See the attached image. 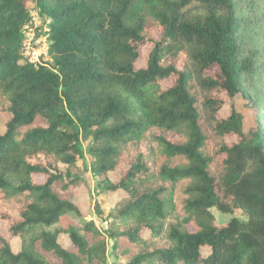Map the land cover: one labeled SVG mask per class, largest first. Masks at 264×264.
Listing matches in <instances>:
<instances>
[{"label":"trees","instance_id":"1","mask_svg":"<svg viewBox=\"0 0 264 264\" xmlns=\"http://www.w3.org/2000/svg\"><path fill=\"white\" fill-rule=\"evenodd\" d=\"M34 4L50 19V64L24 55ZM263 74L264 0H0V94L10 115L0 131V264H50L43 252L63 264L106 262V236L75 201L88 185L78 172L82 136L92 138L87 170L101 192L126 195L115 215L129 223L111 234L128 264H264ZM237 98L256 113L248 133ZM152 128L161 130L156 171L142 139ZM8 189L26 197L12 207ZM213 208L235 216L220 225ZM71 215L84 235L66 224ZM56 223L13 251L27 226Z\"/></svg>","mask_w":264,"mask_h":264},{"label":"rangeland","instance_id":"2","mask_svg":"<svg viewBox=\"0 0 264 264\" xmlns=\"http://www.w3.org/2000/svg\"><path fill=\"white\" fill-rule=\"evenodd\" d=\"M199 9L194 7V11ZM31 14L32 19L28 25L24 28V55L25 57L37 64L48 63L50 64L53 59L49 54V31H50V19L40 13L39 8L36 4L31 5ZM150 49V46H144L142 50V59L141 63L143 64L146 59V55ZM194 83L197 82L196 78H193ZM260 89L259 93L261 101L259 102V110L261 111L262 126L264 128V74L260 78ZM3 95L0 94V131L3 128V125L10 116L7 112L3 110ZM253 98H256V93L253 92ZM231 103H225L224 107L221 109L220 114L222 116H228L231 114ZM242 114H243V130L245 133H248L249 129L252 126L257 125L256 113L249 110L248 105L243 100L237 98L234 105ZM161 130L158 128H152L143 135V141L152 146V159L151 162L154 164V171H156L160 165V162L163 160L160 154V150L156 147V142L154 137L156 134L160 133ZM82 135V134H81ZM83 146L86 152V159L78 163V172L80 171L83 179L87 181L88 185H83L80 187L75 195V201L78 203L82 212L88 219L94 220L96 226L104 233L107 240V260L105 263L101 264H128L129 257L125 255L124 251L126 244L118 240L116 237H113L111 233H120L122 229L129 223V221L118 218L115 215L116 207L120 201L126 196L124 191L117 192H101V188L97 185V179L92 171L87 170L91 167L88 150L91 145L92 138H86L82 136ZM64 169L67 168L66 165H62ZM125 167H120L117 171L110 172L108 174L111 181H118L125 174ZM38 179L41 177L37 176ZM155 179L154 172L150 177ZM5 197L9 205L14 207L18 200L24 199L25 194L17 193L13 190H5ZM99 203L103 213L98 214L95 209V205ZM213 214L216 216V219L220 225L226 224L231 218L235 215L225 214L219 210L213 208ZM241 220L246 221L247 215L243 212H240L237 216ZM171 216L169 219H172ZM67 222H72L75 225V228L82 234H85L83 230V221L76 218V216L71 215ZM64 224V223H63ZM65 224V225H66ZM62 226L61 223H56L53 225H42V224H33L27 226L25 233L20 237H14L11 239L12 249L15 253L21 251L23 247L28 244L31 240L39 236L43 231H56ZM165 237L161 236L155 239V241H163ZM59 242L64 248H69L72 245L70 235L64 231H61L59 234ZM39 247V243L37 244ZM50 264H63L61 258L53 253L43 252ZM97 260L93 261V264ZM100 264V263H98ZM184 264V263H180Z\"/></svg>","mask_w":264,"mask_h":264}]
</instances>
